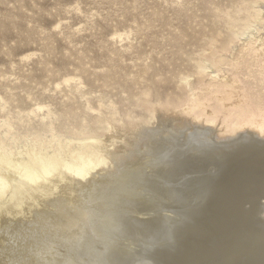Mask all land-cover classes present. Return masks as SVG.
<instances>
[{
  "label": "rangeland",
  "instance_id": "obj_1",
  "mask_svg": "<svg viewBox=\"0 0 264 264\" xmlns=\"http://www.w3.org/2000/svg\"><path fill=\"white\" fill-rule=\"evenodd\" d=\"M239 4L240 0H0V96L6 101L5 104L0 103V137H6L7 144H12L13 148L32 143L33 135L37 134L41 141L75 138L72 135L75 126L89 121L92 124L91 120L95 117L111 115V107L116 110L115 119H128L129 115L132 118L141 117L146 115L141 103L145 94L153 103L166 99L178 102L191 94L193 89L190 90L181 81L187 76L189 85L195 88L194 95L202 98L207 92L198 85L201 78L196 75L199 62L212 51V40H218L215 43L217 47L226 37L227 14L234 16ZM237 42L238 46L242 45L241 41ZM234 48L233 53L236 52ZM214 103L215 100L210 102L211 105ZM39 105L46 108L37 111ZM47 110L52 116L42 121ZM210 110L206 108V114ZM50 121L53 131L43 127L45 122L49 124ZM4 122L10 125L11 131L4 126ZM7 129L9 133L4 136ZM238 133L244 134V131ZM99 137L104 141L109 134L102 133ZM202 140L189 139L188 142L194 144L191 145L194 153L210 150ZM213 141L221 143L222 139ZM210 148L214 156H203L201 162L177 161L169 166L172 171L178 167L177 170H181L180 174L167 169L172 174L169 178H174L177 172L181 175L177 173L175 179L172 178L175 183L167 178L172 180L175 188L167 179L161 181V185L165 184L166 189L169 187L172 192L167 189V194H171L169 199L166 198L168 206L164 200L159 204L161 207H156L159 210L150 209L149 214L155 213L152 217L158 216L162 221L156 230V237L141 248L139 245L142 242L131 246L136 251L139 247L138 252L143 251L140 254L150 257L153 264H226V258L227 264H259L262 259L255 258L254 254H262L264 243H256L253 232H257L259 227L254 213L258 203L264 202L258 194L264 191V163L238 164L232 158L241 156L243 151ZM189 171L191 180H181ZM8 179L12 182L15 175L9 173ZM181 181L186 183L181 184ZM208 198L212 199L209 201ZM205 202L206 208L203 205ZM208 203L212 205L208 206ZM201 209L205 210V214ZM223 225L232 233H243L242 238L236 237L232 241L235 245L239 244L238 241L243 244L238 253L236 249L231 253L228 247L218 248L219 237L225 235L226 238L221 240L226 241L231 236ZM247 228L248 231H245ZM255 239H261L257 233ZM204 250L206 252L201 254ZM0 261L3 262L1 264L6 262L4 256L0 257Z\"/></svg>",
  "mask_w": 264,
  "mask_h": 264
},
{
  "label": "bare ground",
  "instance_id": "obj_2",
  "mask_svg": "<svg viewBox=\"0 0 264 264\" xmlns=\"http://www.w3.org/2000/svg\"><path fill=\"white\" fill-rule=\"evenodd\" d=\"M237 9L234 16L227 14L226 37L217 47L215 43L218 40H212L210 44L212 51L205 60L199 62L196 75L201 78L198 80V85L207 92L202 98L194 95L195 88L189 85V76H187L181 78V81L185 82V86H189L190 90L193 89L191 94L184 100L179 99L178 102L176 99V101L166 99L156 103L148 100V95L145 94L141 103L146 115L141 117L132 118L129 115L128 119H115L116 110L111 107L109 108L111 115L95 117L91 120L92 124H89V121L75 126L72 132L75 138L70 137L71 139L57 142L55 138L41 141L37 134L33 135L32 143H25L26 145L21 148H13L12 144H7V139H4L6 137L3 139L2 136L0 137V243L2 244L0 254L4 256L6 262L9 264H153L150 257L140 254L143 253L144 247L141 249L142 252L138 251L144 243L154 241L155 233L158 232L156 230L162 222L157 218L158 216L152 217L155 213L149 214V212L152 207L156 210L160 202L166 200V203V198L171 196L170 193V196L167 194L171 188L167 186L169 190L167 191L165 184L161 185V181H166L172 175L170 172L173 168L170 170L169 166H173L177 161L201 162L204 160L203 156L207 158L214 154L210 147L228 150L227 152L233 148L243 151L241 156L234 155L235 158H232L233 162L236 161L238 164L264 163V0H240ZM237 41H241L242 45L238 46ZM234 47H236L235 53L232 52ZM206 77L210 79L206 80ZM212 100H215L213 105L210 104ZM0 103H6L2 96ZM45 108L39 105L37 111ZM206 108L209 110L211 108L210 113L206 114ZM31 113L35 114V111ZM51 116V112L47 110L42 121L50 119ZM5 125L11 131L10 125L4 122ZM51 126V121L49 124L48 122L43 124L44 128L51 129ZM8 129L4 136L9 133ZM241 130L244 134L238 133ZM102 133L109 134V138L102 141L99 137ZM201 137L203 145L210 150L206 153L203 151L194 153V148L191 147L194 144L188 141L190 138L202 139ZM215 139H222V142L216 143L213 141ZM167 169L170 170V174ZM177 169L174 171L179 172L180 169ZM190 171L188 175H183L184 179L181 180H191ZM9 173L15 175L12 182L8 179ZM176 175L172 178L175 179ZM196 176L200 177L199 174ZM172 180H168L170 184ZM173 182L175 183L174 180ZM174 183L169 185L173 186ZM258 194H261L260 199L263 200L264 191L261 190ZM209 203L208 206H211L212 204ZM201 210L205 214V210ZM254 214L259 227L256 228L257 232H252L255 236L257 233L261 238L258 240L254 236V241L262 244L264 243L263 201L258 203ZM240 227L237 229L240 230ZM224 228L226 229V226ZM227 229V233L232 237L229 238L227 233L228 240H221L226 238L225 235L219 237L218 248L221 250L228 247L231 253L235 252L233 251L235 249L237 252L243 244L238 241L239 244L235 245L236 243L233 244L232 241L243 233L238 231L232 233V230ZM245 231H248V228ZM138 242H142V245ZM135 243L139 245L137 251L131 247ZM205 252L204 250L201 254ZM261 253V256L254 254L255 258L264 259L263 247ZM249 254L248 256L251 255ZM262 259L259 264H264ZM225 261L227 264V258Z\"/></svg>",
  "mask_w": 264,
  "mask_h": 264
}]
</instances>
